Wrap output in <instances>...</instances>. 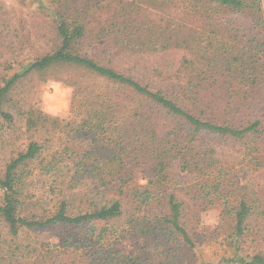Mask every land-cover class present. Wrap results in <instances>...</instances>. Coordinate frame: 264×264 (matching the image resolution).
I'll return each instance as SVG.
<instances>
[{"label": "trees", "instance_id": "obj_1", "mask_svg": "<svg viewBox=\"0 0 264 264\" xmlns=\"http://www.w3.org/2000/svg\"><path fill=\"white\" fill-rule=\"evenodd\" d=\"M31 2L48 13L55 42L6 68L0 124L10 128L15 121L8 107L21 79L56 67L77 77L63 78L74 89L70 117L27 111L28 143L0 162V224L7 232L0 236V264H59L70 254L80 264H154L153 257L106 248L121 219L151 247L195 249L184 195L199 213L221 209L218 228L227 227L232 253L220 264H264L262 230L259 248L242 254L253 216L264 229V200L240 194L232 166L204 139L244 138L261 129V120L240 125L238 117L240 105L264 86V0ZM240 14L249 25H236ZM176 54L171 69L140 71L146 58ZM54 226L86 228L87 236L79 246L69 236L63 246H12Z\"/></svg>", "mask_w": 264, "mask_h": 264}, {"label": "rangeland", "instance_id": "obj_2", "mask_svg": "<svg viewBox=\"0 0 264 264\" xmlns=\"http://www.w3.org/2000/svg\"><path fill=\"white\" fill-rule=\"evenodd\" d=\"M46 1L49 2L50 0ZM47 14V12L41 11L38 5L35 2L32 3L31 0H0V81L11 73L9 68L6 69L10 63L12 64L14 61L22 59V57L36 54V52L38 54L48 50L54 44V33ZM234 20L237 26L249 25V22H251L249 18L242 14L234 16ZM180 56L181 54L146 58L143 60V64L146 66H139L140 71L144 72L151 65L167 67L168 64L171 65L169 67L171 69ZM70 75L77 77L75 72L68 67H56L44 73H32L16 84L10 95V103L13 107H8L14 114L16 113L15 121L10 128H7L5 123L0 124L1 163L7 162L17 153V150L24 149L28 143L29 133H26L25 126L27 111L34 110L37 113L40 112L60 118L70 117L74 89L72 85L63 80V78ZM140 78L142 77L140 76ZM19 110H22V115L17 114ZM239 110L238 122L240 125L242 123L248 124L257 119L262 121L259 132L238 139L206 135H204V139L211 142L210 148L216 150V156L223 163L232 166L233 179L236 183L234 186L238 187L240 194L248 195L250 199L262 202L264 200V86L256 88L254 97L247 100L245 104L240 105ZM251 143L255 147L253 152L258 156L261 163L259 171L254 170V163L250 161ZM87 183H90V181ZM88 186L86 184L83 189H89ZM183 187L185 185H178V188ZM183 198L187 200L189 205L187 208V222L192 228L190 232L198 246L195 249L176 248L174 243L168 245L167 242L160 245L161 247L158 249L151 247L150 243L145 242L143 237L130 231L132 226L125 223L124 219L117 221L120 224L118 225L119 232L117 231V234L110 232L107 235L104 241L106 248L107 246H113L115 252L125 256L140 253L142 255H139L142 257L145 255L148 258L153 257L154 264H159L161 261L169 262V260L173 264V258L175 261L184 262V264H200L201 262L220 264L221 258L225 254L232 253V248L226 236L229 234L227 227L218 228L221 209L212 208L199 213L195 209L196 202L194 199L191 200L189 196L185 195ZM256 217V215L253 216L251 222L252 231L250 230V236L247 237L246 242L242 243V254L259 248L257 240L260 234L263 235V232L260 233V231H264V229L256 220ZM86 232V228L73 229L65 226H54L40 232H30L28 235L23 236L20 244L14 243L12 246H63L62 240L68 236L72 242H75L73 246H79L77 240L87 236ZM1 235H7L2 224H0ZM1 246H7V242ZM163 246H165V251ZM166 246L175 248L174 255L168 256L170 248ZM181 246L188 245L183 244ZM143 249L144 251H142ZM20 252L22 251H18V253ZM32 262L26 259L25 264H31ZM59 264L80 263L77 261V257L70 254Z\"/></svg>", "mask_w": 264, "mask_h": 264}]
</instances>
